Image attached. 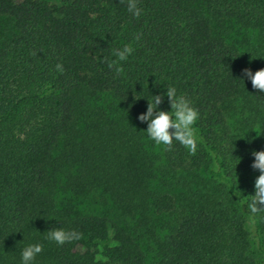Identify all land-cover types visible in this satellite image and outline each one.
<instances>
[{
    "label": "trees",
    "instance_id": "obj_1",
    "mask_svg": "<svg viewBox=\"0 0 264 264\" xmlns=\"http://www.w3.org/2000/svg\"><path fill=\"white\" fill-rule=\"evenodd\" d=\"M138 7L139 18L127 0H0V264H22L37 243L33 264L264 260V213L251 232L242 205L255 193L246 174L259 175L252 153L264 150V92L243 73L264 68V0ZM126 44L134 51L117 74L108 63ZM170 86L199 111L195 155L175 141L171 151L137 142L102 111L92 117V97L106 93L147 127L138 115L153 95L169 111ZM235 102L245 115L238 132L227 122ZM199 169L207 181L192 174L179 198L169 191L172 171ZM90 194L113 212L82 208ZM56 228L83 238L57 245L46 239Z\"/></svg>",
    "mask_w": 264,
    "mask_h": 264
},
{
    "label": "clouds",
    "instance_id": "obj_2",
    "mask_svg": "<svg viewBox=\"0 0 264 264\" xmlns=\"http://www.w3.org/2000/svg\"><path fill=\"white\" fill-rule=\"evenodd\" d=\"M127 9L134 17L139 18L143 13L138 7V0H127ZM94 18V15L93 17ZM142 33L134 36V40L139 41ZM134 51L130 44L122 48L114 49L113 54L116 57L108 63V67L114 69L117 74L123 73V68L118 62L126 61L129 55ZM57 71L63 73L62 64L56 65ZM244 75L250 79L251 85L258 92H264V68L253 72L249 68L243 69ZM166 96L170 104V110L164 111L159 105L164 102V95H153L151 101L148 100L147 110L138 115L141 122H147L146 133L150 140L158 146H163L165 151H171L174 141L188 150L190 155H195L198 147V130L195 127L199 119V111L193 105L190 99L184 95H178L175 87L166 89ZM254 160L251 164L253 169L259 170V175L254 182L255 193L245 196L246 199L242 205L249 212L250 224H255V217L259 213H264V150L253 151ZM83 238V234L75 230H65L63 228L52 229L48 232L46 239L63 246L72 241H78ZM43 251V245L37 243L28 245L22 251V264H33L38 254Z\"/></svg>",
    "mask_w": 264,
    "mask_h": 264
},
{
    "label": "rangeland",
    "instance_id": "obj_3",
    "mask_svg": "<svg viewBox=\"0 0 264 264\" xmlns=\"http://www.w3.org/2000/svg\"><path fill=\"white\" fill-rule=\"evenodd\" d=\"M234 33H230V34L232 35ZM242 33H246L245 34L246 36H248L249 34L250 36L252 35V33H247V32H242ZM238 38L240 39V37ZM91 109H92L91 113H92L93 118H96L98 115H100L102 111L109 117H115L117 119V123L122 127L123 130H127L128 133H134L135 138H137L136 139L137 142L138 141H141V142L149 141L150 143L156 145L154 141L148 138L147 133H146L147 127L140 126V125L137 126L133 122V120L127 117V115L124 113L122 108L119 106L118 102L110 95L106 93L96 94L94 97H92ZM244 116L245 115L242 114V111H241L240 103L235 102L234 108L230 110L227 115V122L232 132H238L240 131L241 128H243V125H245ZM83 126H84V122L80 120L78 123V130L81 131ZM253 132H256L255 125L253 128ZM187 173L188 172H181V171L175 170V171H172V173L170 174L171 179L168 180L170 182V186H168V189L170 192H173L175 195H177V198H179L189 186L187 184L190 179L189 180H186V179L190 178L192 174L198 175L204 181H207L208 179V176L204 169H199L198 171H195L194 173H191V174H187ZM244 179H245L244 182L246 184L248 185L250 184L254 186V181L252 180V177L250 175L246 174V177ZM212 184L213 182H210V181L207 182L208 186H211ZM95 194H90L84 199L85 201L82 205L83 206L82 208L87 209V210H94V211H105L109 213L113 212L110 203L104 202L103 198ZM94 198L98 199L99 202L94 201ZM246 226L252 232L253 224H250L249 217L247 218ZM261 238L263 240V247H264V231L261 234ZM253 245H255V243H253ZM258 261H259V264H264L263 257L261 256L260 258L258 257Z\"/></svg>",
    "mask_w": 264,
    "mask_h": 264
}]
</instances>
